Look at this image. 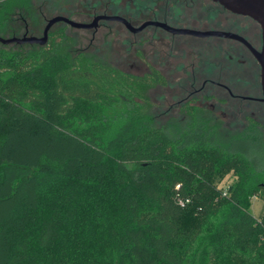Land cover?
Instances as JSON below:
<instances>
[{
    "label": "trees",
    "instance_id": "16d2710c",
    "mask_svg": "<svg viewBox=\"0 0 264 264\" xmlns=\"http://www.w3.org/2000/svg\"><path fill=\"white\" fill-rule=\"evenodd\" d=\"M28 3L0 0V29ZM53 36L0 46V264H264L256 126L224 140L197 106L160 125L158 70Z\"/></svg>",
    "mask_w": 264,
    "mask_h": 264
},
{
    "label": "flooded vegetation",
    "instance_id": "af4514ba",
    "mask_svg": "<svg viewBox=\"0 0 264 264\" xmlns=\"http://www.w3.org/2000/svg\"><path fill=\"white\" fill-rule=\"evenodd\" d=\"M165 1L168 5L164 11L161 8L153 11L151 16L144 19L140 24H136L130 14L115 12L110 15H120L135 27H139L147 21H161L175 27L200 29L197 27L201 25L203 28L200 30L229 31L243 36L255 49H262L261 27L249 17L231 13L212 0H156L157 3H165ZM211 4L222 9L224 13L219 12V9L216 11L211 8ZM180 8L182 13H180ZM186 11L194 15L191 17L185 16L183 12ZM211 24L212 28L210 27ZM123 25L126 27L125 24ZM158 29L170 34L171 37L169 39L165 38L163 33L157 31ZM25 32L28 33L27 28ZM132 33L147 35L144 39L146 43L152 44L154 41L159 40L165 44L162 48H153L152 53L155 52L152 60L150 64L146 65V71L142 74L148 73L150 67H153L159 71L161 77L167 83L166 85H158L156 88L174 84L170 91L175 101L160 116L158 115L159 117L162 118L168 115V112L177 106L178 111L184 109L185 113L180 115L187 118L192 107L197 106L206 111V107H209L207 106V100L214 99L219 101V104H211L210 106L213 109H219L222 117H230L222 125L228 127L235 125L246 128L250 125L263 127L256 123V120L248 119L245 112L249 109L247 103L262 102L260 100L262 97L260 65L247 44L225 37L186 35L190 38L182 40L177 37L183 34H173L162 27L154 25H147L142 30ZM207 39H215L216 42H210ZM258 81L261 89L260 97L257 96ZM257 110L259 109L251 111L250 115H256ZM177 115L179 114L177 113ZM239 115L244 118L243 121L237 122L235 118ZM205 116L210 117L207 114ZM213 118L218 119L215 114ZM164 124L163 121L160 123V125Z\"/></svg>",
    "mask_w": 264,
    "mask_h": 264
},
{
    "label": "rangeland",
    "instance_id": "374dc122",
    "mask_svg": "<svg viewBox=\"0 0 264 264\" xmlns=\"http://www.w3.org/2000/svg\"><path fill=\"white\" fill-rule=\"evenodd\" d=\"M167 5L166 1L165 3H157L156 0H29L25 8L14 11L8 26L0 29V35L3 37L22 36L27 28L28 34L41 36L47 20L55 15H64L79 22H90L95 15L102 13L114 14L116 12L130 14L133 16L134 22L140 24L144 19L150 17L153 11L159 10L160 8L164 11ZM211 8L216 11L219 9L214 4H211ZM218 11L224 13L222 9ZM180 13H182V9ZM183 14L188 17L194 15L187 11L183 12ZM210 27L212 28V24ZM197 28L202 29L203 26L198 25ZM51 31L54 33L52 40L55 41L60 40L62 34L72 37L74 39L73 49L75 52H86L97 60L135 74L145 73L146 65L150 64L155 52L152 53L153 48H162L165 46L159 40L154 41L152 44L144 42L147 35L141 33L134 34L117 21H100V25L96 29H80L71 27L65 23H57L52 27ZM157 31L163 33L167 39L171 37L170 34L160 29ZM177 38L184 40L190 37L181 35ZM207 40L216 42L215 39ZM18 45L17 43L9 45L0 43V46L8 49L17 48ZM22 46L26 48L29 44H23ZM257 85L259 86L257 96L260 97L261 89L259 81ZM171 87H174V84H168L162 88L155 87L149 92L151 102L153 103L152 110L158 119V123L163 121L165 124H184L189 117L187 116L185 118L183 115H180L185 113V111L184 109L178 111L177 106L175 109H171L168 115L162 118L159 117L175 101L170 91ZM207 102V106L209 107H206L205 114L209 115L218 124L217 129L222 139L226 140L229 137L239 135L248 128L235 125L232 127L222 125L230 117H222L219 109H213L210 106L211 104H219V101L211 99L207 100ZM247 104H249V109L245 111L246 115H248L247 118L250 120L254 119L257 121L256 123L263 126L256 127L258 130L257 134L260 137V144H256L255 142L250 143L251 154L256 158L258 163L264 164V103L249 102ZM257 108L259 109L257 110V114L254 116L250 115L251 111H255ZM214 114L217 115L218 119L215 120L213 118ZM243 118L242 115H239L235 120L239 122L243 121ZM230 179L231 175H228L223 181L226 182V180ZM262 204L263 201L261 199L253 197L251 210L258 215Z\"/></svg>",
    "mask_w": 264,
    "mask_h": 264
},
{
    "label": "water",
    "instance_id": "95a60500",
    "mask_svg": "<svg viewBox=\"0 0 264 264\" xmlns=\"http://www.w3.org/2000/svg\"><path fill=\"white\" fill-rule=\"evenodd\" d=\"M213 2L219 4L227 11L243 15L253 19L261 27L263 46L261 50L255 49L243 36L223 30H200L186 27H175L171 26L165 22L161 21H147L135 27L129 22L126 18L120 15H110V14H98L90 22H79L73 20L64 15H55L47 20V23L43 29V34L41 36L30 35L25 32L22 36H12V37H3L0 35V43L4 45H9L13 43L17 44H38L46 45L49 41V32L52 27L57 23H65L74 28L80 29H96L99 26V22L103 20L111 21H120L126 25V27L132 32H138L142 30L147 25H154L164 28L165 30L173 34H183V35H192L196 37H225L232 38L247 44L253 55L257 59L260 65V82L262 89V97L260 100L264 103V0H212Z\"/></svg>",
    "mask_w": 264,
    "mask_h": 264
}]
</instances>
